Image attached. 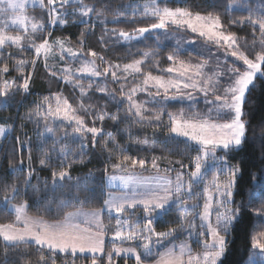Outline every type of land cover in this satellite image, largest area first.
<instances>
[{"label":"snow or ice","instance_id":"obj_1","mask_svg":"<svg viewBox=\"0 0 264 264\" xmlns=\"http://www.w3.org/2000/svg\"><path fill=\"white\" fill-rule=\"evenodd\" d=\"M28 2L0 0V61H5L0 64V109L9 106L17 93L29 92L41 62L51 79L63 81L74 91L78 89L79 97L73 104L62 92H54L35 102L34 108L22 117L35 122V142L31 137L13 136L16 125L7 123L13 117L0 123V139L13 140L8 174L14 177L9 182L8 175L0 176V212L12 217L0 222V239L4 242L0 264H9L10 255L30 256V249L38 256L25 264H57L60 254L62 264H76L81 258L86 264H117L114 257L123 259L124 264L129 259L134 264H222L228 233L248 205L259 203L252 212L264 224V170L253 176L257 186L248 191L247 199L237 202V174L241 167L230 164L228 159L229 153L242 151L247 142V94L257 78H264V0L258 7L251 6L252 0H229L222 6L220 0L195 5L183 0L182 7H169L166 0H144L130 18L124 11L115 10L113 22L121 18L129 23L137 19L152 22L130 30L105 26L97 40L104 50L109 47L108 41L113 46H123L125 42L130 45L153 34L159 44L161 37L169 39L170 30L189 35L188 39L181 36L176 40L166 57L169 66L163 69L159 67L158 49L128 53L133 58L119 63L87 46V37L95 34L97 26L93 17L104 23L109 6L98 8L95 2L85 0H31L32 6L41 10L37 17L27 13ZM71 5L77 7L69 12ZM235 11L248 14L236 18L231 15ZM225 15L230 17L227 23ZM70 22L85 25L75 46L66 37H53L50 30V26ZM10 25L15 32L9 30ZM237 25L252 28L250 41L230 30ZM13 48L15 52H5ZM24 52H31V59L23 58ZM185 52L188 56L182 58ZM8 60L12 61L11 67ZM77 63L79 66L73 67ZM13 70L17 75L5 78ZM156 70L159 74H155ZM109 82L119 88H110ZM93 90L104 96L103 105L85 103L93 99ZM138 93H146L148 98L140 100ZM201 100L206 111L197 109ZM109 102L115 105V113L108 111ZM168 102L186 103L188 107L167 111ZM149 104L158 107L150 108ZM107 120L151 127L154 137L166 129L159 140L164 154L152 155L150 167L146 157L124 154L130 144L155 152L156 139L149 143L147 139L134 138L129 129L128 141L120 144L116 135L105 130ZM100 137H106L100 147L108 153L109 161L115 156L110 170L108 164L104 167L109 191L99 208H85L94 198L95 188L87 178H77L71 184L70 170L74 164L84 163L87 149H95ZM261 144L264 146V133ZM173 152L186 157L188 163L170 159ZM34 153H38L35 163L40 169L51 170L43 186L38 178L32 183L37 177ZM162 161L166 162L163 169ZM145 171L150 174L143 175ZM33 200L39 205L37 214L28 211ZM174 205L179 206V211L169 223L175 226L158 231L156 223L173 211ZM137 210L143 215H134ZM48 215L55 218L47 219ZM184 231L188 238L177 243L174 237ZM109 234L110 246L106 239ZM193 238L197 250L189 243ZM251 248L249 264H264V230L251 236Z\"/></svg>","mask_w":264,"mask_h":264},{"label":"trees","instance_id":"obj_2","mask_svg":"<svg viewBox=\"0 0 264 264\" xmlns=\"http://www.w3.org/2000/svg\"><path fill=\"white\" fill-rule=\"evenodd\" d=\"M87 3L95 2L98 8L109 6V11L106 12L107 19L104 23H100L99 21L95 20L93 17V21L96 23V28L94 30L95 34L90 35L87 37V46L93 48L95 51L100 52L105 56L106 59L112 60L114 62L119 63H126L129 59L133 58L131 55H127L128 53H137L141 50H146L148 48L158 49L159 56L158 59L160 60L159 67L161 69L166 68L169 66V62L167 61L166 57L170 51L174 48L176 42H172L169 39H164L161 37V42L158 44L156 40V35L153 34L149 36L147 39L141 41H133L129 45L128 43H124L123 46L115 45L113 46L112 41H108L109 47L107 50H104L101 44L97 43L98 38L101 36L102 29L106 26L108 29L112 28H124L125 30H130L132 28L143 26L147 23L152 21L150 20H139L137 19L134 23H129L126 18H121L119 22H113L112 17L115 10L124 11L126 13V17H132L133 10L138 6L144 3V0H85ZM167 5L169 7H182L185 6L183 0H166ZM212 0H187L188 4L195 5V4H205L211 3ZM229 0H220L221 6L227 4ZM131 5V7H129ZM260 5V0H252L251 6L258 7ZM161 6H164L163 3ZM73 7H77L76 5H71L68 7V11L71 12ZM222 10V7L221 9ZM30 15H36L40 17L41 10L37 7H32L28 9ZM247 12L235 11L231 15L239 18L240 16H246ZM46 18V13L44 14ZM138 15V14H137ZM229 15L224 16V21L227 23L229 19ZM103 19V17L101 18ZM85 25L83 24H73L69 23L64 26H50V30L52 31L53 37L56 36H63L70 40V43L75 46L76 41L80 35V30L84 28ZM237 33L238 36L247 37V39L251 40V32L252 28L248 25H245L243 29L239 25L234 26L230 29ZM15 32V30H12ZM171 33H176L173 30H170ZM258 50V49H257ZM12 51L15 52V49H5V52ZM31 52H24L22 54L23 58L31 59ZM195 55V54H194ZM182 56L187 57V53H183ZM134 58H139V56H135ZM5 61H0V64L4 63ZM9 63L11 67L12 61H6ZM99 63V62H98ZM78 63L73 65V67H78ZM31 71V66L29 65L28 68ZM155 74H159V70L155 71ZM17 73L13 70L8 74L5 78L12 79L15 77ZM110 81V77H109ZM18 82H20L18 80ZM87 83V79L84 80ZM110 88H119L118 84H112L109 82ZM54 92H62L64 96L70 98L73 104L77 103L79 97V90L76 89L75 91L72 89L70 85H65L63 81H56L51 79L45 72L42 62L37 65L35 74L30 81V89L27 94L24 93H17L15 99L12 100L9 106L0 109V123L5 122V118L13 117L14 120H8L7 123H15L16 131L13 133V136H20L21 139H27L31 137L35 142L37 140V129L36 124L34 121H28L26 119H22L25 113H27L30 109L34 108L35 102H38L42 97L49 96L51 93ZM93 99L86 100L85 103H99L103 105L106 101L102 94L95 93L93 90ZM119 93L117 92V96ZM146 96V97H145ZM145 97V98H144ZM141 98L147 99L146 93H138V99ZM247 102L245 104V120L249 121L248 133H247V142L242 146V151L238 153H229V163L230 164H239L241 167V172L237 174L238 180V189L239 194L236 195L235 199L239 202L241 199H247L248 191L253 189L257 186V182L253 180V176H259L261 171L264 170V146L261 144L262 133H264V78H257L255 81V86L251 88V91L247 94ZM149 106V105H148ZM151 106H155L152 105ZM157 106V105H156ZM175 106V103H167L165 107L167 110L171 107ZM123 107V106H121ZM158 107V106H157ZM108 111L115 113L116 107L113 103H108ZM25 125L24 128H21L20 125ZM97 126H100L99 121L97 122ZM105 130L112 132L116 135L117 140L120 144H125L128 141L129 136V129L131 131V135L134 138L138 139H147L149 143H152L154 139H156L157 148L155 152L148 151L144 148H141L140 145L130 144L128 145V150L124 154L131 155V156H141L146 157L150 161L152 155H163L164 153L161 152V149L164 145L160 144L159 140L164 137L166 129H161L160 132L153 135V131L151 127H144L140 128V126L135 124H130L129 122L121 121L120 123H113L111 120L105 121L104 124ZM43 130L42 128L40 129ZM68 131L71 132V128H68ZM27 133V136L24 133ZM106 137H100V142L97 144L95 149L89 147L86 152L85 161L83 164L76 163L71 168V176L73 180L70 182L71 184L76 183V179L80 178L84 180L87 178V182L90 186L95 188L94 198L91 200L90 203H86L84 205L85 208H99L105 197V194L109 191L105 185L104 179V167L106 164L109 165L110 170V163L115 162V156L111 158V161L108 159V153L101 150L100 144L103 143V140ZM13 140L11 137L7 139H0V176L8 175L9 182L12 181L14 178L13 176L8 174V163L9 160L12 159L11 155V145ZM50 144V142H49ZM180 149L184 148L183 144L179 145ZM7 150V154H6ZM220 155H223L224 152L218 150ZM191 154H195L192 152ZM26 158V151L24 153ZM20 153L19 149H17L16 159H19ZM38 153H34V166L37 170V177L32 179V183L35 184L37 182V178L41 181V185L43 186V181L46 178H50L51 170L44 169L41 170L39 165L35 163ZM234 157V158H233ZM71 158V157H70ZM79 157H77V160ZM170 159L172 160H179L184 159L185 163H188V159L183 157L177 152H173L170 154ZM166 166V162H161L160 167L163 169ZM25 167H27V163H25ZM172 167L178 168V165H173ZM91 173V175H90ZM143 175H149L150 173L145 171L142 173ZM173 177L175 173H172ZM211 173H209L210 177ZM50 182V180H49ZM67 187V185H66ZM198 190V189H197ZM75 191V189H73ZM60 190H57V196L59 197ZM51 195V193H49ZM83 198V197H82ZM193 201H190L192 203ZM32 207L28 209L29 214H37V207L39 205L36 204L35 200L32 202ZM202 203V201H201ZM259 207V203L255 202L251 205L247 206V209L244 211L241 218L238 221L234 222L233 228L228 233V244L227 250L225 255L221 258L222 264H249V257L252 255L253 250L251 248V236L260 230H264V224L255 217L252 212V209ZM70 210V209H65ZM53 211H55V205H53ZM179 211V206L174 205L173 211H171L168 215L162 216L158 222L156 223V228L158 231L164 230L166 227L175 226L174 224H170L169 221L174 220L175 216ZM115 216L114 214H112ZM134 215H143L141 210H137V213ZM47 219L55 218L53 215L46 216ZM134 218V216H133ZM12 217L6 215L5 213L0 212V222H8L11 220ZM104 220L105 223H108V213H104ZM142 222V221H141ZM112 223H115V220H112ZM111 234L108 235L106 238L109 241V237ZM188 238V232L184 231L179 235L174 237L176 242L181 240H185ZM189 242L192 243L193 249L197 250L198 246L194 243L193 240ZM3 247L4 242L0 239V259L3 258ZM31 255L26 256L24 258H19L18 255H10L8 258L9 264H25V261L31 259L33 262L35 261L38 253L34 250H31ZM117 261V264H124V260L118 257H114ZM63 261V254H60L57 258V264H62ZM76 264H86L84 259H78ZM128 264H134V260L129 259Z\"/></svg>","mask_w":264,"mask_h":264},{"label":"rangeland","instance_id":"obj_3","mask_svg":"<svg viewBox=\"0 0 264 264\" xmlns=\"http://www.w3.org/2000/svg\"><path fill=\"white\" fill-rule=\"evenodd\" d=\"M32 7H33V6H32V4H31V0H29V2H28V4H27V7H26V11H27L28 14H29L28 9H29V8H32ZM36 7H37V6H36ZM29 15H30V14H29ZM11 29H12V30H15L14 27L10 25V29H9V30L11 31ZM181 36H183L184 39H188V38H189V35H188L187 33L176 32V33H171V34H169V38H170V40H171L172 42H176V40H177V39H180ZM200 43L203 44V41H201ZM185 53L188 54V52H185ZM193 55H194V54H193ZM194 57H195V55H194ZM182 58H187V57L182 56ZM168 62H169V61H168ZM166 67H168V66H166ZM145 97H146V96H145ZM145 97H144V98H145ZM144 98H141V100H145ZM147 98H148V97H147ZM168 103H170V102H168ZM172 103H175V106L169 108L167 111H177V110H179L180 108H185V109H187V107H188V105H187L186 103H180V102H172ZM148 107L152 108L153 106H151V104H149ZM154 107H157V106L155 105ZM197 109H198L199 111H206V109L204 108V105H203V101H202V100H201L200 103L197 105ZM163 119H164V121L166 122V121H167V116L165 115V116L163 117ZM105 185H106V182H105ZM106 187H107V186H106ZM108 190H109V189H108ZM198 190H199V189H198ZM105 212H106V211H105ZM112 214L115 215V213H112ZM213 220H215V216H213ZM109 240H111V236L109 237ZM177 243H178V242H177ZM189 243H191V242H189ZM191 244H192V243H191ZM194 250H195V249H194Z\"/></svg>","mask_w":264,"mask_h":264},{"label":"crops","instance_id":"obj_4","mask_svg":"<svg viewBox=\"0 0 264 264\" xmlns=\"http://www.w3.org/2000/svg\"><path fill=\"white\" fill-rule=\"evenodd\" d=\"M145 176H147V175H145ZM108 188V187H107ZM2 240V239H1Z\"/></svg>","mask_w":264,"mask_h":264}]
</instances>
